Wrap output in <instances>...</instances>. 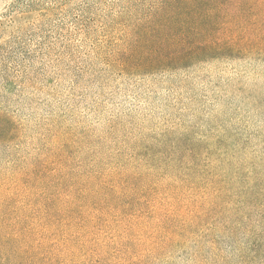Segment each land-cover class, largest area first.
I'll return each instance as SVG.
<instances>
[{
    "label": "rangeland",
    "instance_id": "obj_1",
    "mask_svg": "<svg viewBox=\"0 0 264 264\" xmlns=\"http://www.w3.org/2000/svg\"><path fill=\"white\" fill-rule=\"evenodd\" d=\"M160 1L0 0V238L55 199L68 263L264 264V41L163 68Z\"/></svg>",
    "mask_w": 264,
    "mask_h": 264
},
{
    "label": "trees",
    "instance_id": "obj_2",
    "mask_svg": "<svg viewBox=\"0 0 264 264\" xmlns=\"http://www.w3.org/2000/svg\"><path fill=\"white\" fill-rule=\"evenodd\" d=\"M157 19L156 38L140 32L133 47H162L163 68L239 57L264 41V0H161ZM46 216L40 227L0 238V264H72L59 245L64 213L57 200L47 202ZM90 259L86 264H110Z\"/></svg>",
    "mask_w": 264,
    "mask_h": 264
}]
</instances>
